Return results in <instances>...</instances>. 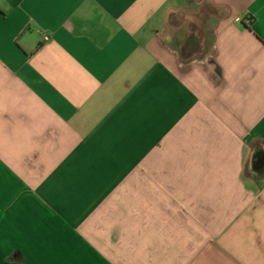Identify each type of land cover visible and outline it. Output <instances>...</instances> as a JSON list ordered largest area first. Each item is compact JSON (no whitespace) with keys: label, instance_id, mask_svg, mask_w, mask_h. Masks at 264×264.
<instances>
[{"label":"crops","instance_id":"1","mask_svg":"<svg viewBox=\"0 0 264 264\" xmlns=\"http://www.w3.org/2000/svg\"><path fill=\"white\" fill-rule=\"evenodd\" d=\"M0 264H264V0H0Z\"/></svg>","mask_w":264,"mask_h":264}]
</instances>
